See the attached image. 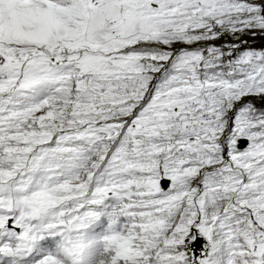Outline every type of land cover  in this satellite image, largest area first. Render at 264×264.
Wrapping results in <instances>:
<instances>
[{
	"label": "snow or ice",
	"instance_id": "obj_1",
	"mask_svg": "<svg viewBox=\"0 0 264 264\" xmlns=\"http://www.w3.org/2000/svg\"><path fill=\"white\" fill-rule=\"evenodd\" d=\"M0 264H264V0H0Z\"/></svg>",
	"mask_w": 264,
	"mask_h": 264
}]
</instances>
